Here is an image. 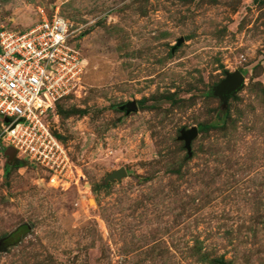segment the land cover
Instances as JSON below:
<instances>
[{
	"label": "rangeland",
	"instance_id": "1",
	"mask_svg": "<svg viewBox=\"0 0 264 264\" xmlns=\"http://www.w3.org/2000/svg\"><path fill=\"white\" fill-rule=\"evenodd\" d=\"M55 9L84 62L45 120L75 168L0 147V264H264V0H0V28Z\"/></svg>",
	"mask_w": 264,
	"mask_h": 264
},
{
	"label": "built area",
	"instance_id": "2",
	"mask_svg": "<svg viewBox=\"0 0 264 264\" xmlns=\"http://www.w3.org/2000/svg\"><path fill=\"white\" fill-rule=\"evenodd\" d=\"M74 32L57 9L28 28H0V147L43 169L51 183L75 168L45 120L81 81L84 61L72 44Z\"/></svg>",
	"mask_w": 264,
	"mask_h": 264
},
{
	"label": "water",
	"instance_id": "3",
	"mask_svg": "<svg viewBox=\"0 0 264 264\" xmlns=\"http://www.w3.org/2000/svg\"><path fill=\"white\" fill-rule=\"evenodd\" d=\"M242 82H243V76L241 75L240 72L235 71L233 73H228L226 74L225 78L220 82V84L217 86V93L223 98H227L241 87ZM4 121L7 122L8 119H5ZM195 135H196L195 127H191L188 130L181 131L179 140H182L184 142V147L187 151L190 150V142ZM60 139L62 140L63 138L60 137ZM9 151H10L9 152L10 164L11 163H15L16 165L22 164V161L15 158L14 151L10 148ZM124 175H125V171L121 168L119 170L112 172L109 175V178L118 179Z\"/></svg>",
	"mask_w": 264,
	"mask_h": 264
},
{
	"label": "trees",
	"instance_id": "4",
	"mask_svg": "<svg viewBox=\"0 0 264 264\" xmlns=\"http://www.w3.org/2000/svg\"><path fill=\"white\" fill-rule=\"evenodd\" d=\"M56 135V134H55ZM57 137H59L58 135H56Z\"/></svg>",
	"mask_w": 264,
	"mask_h": 264
}]
</instances>
